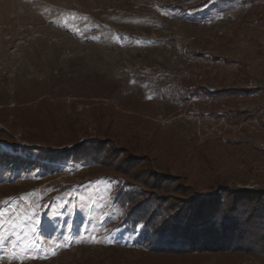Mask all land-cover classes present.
Segmentation results:
<instances>
[{"label":"rangeland","instance_id":"rangeland-1","mask_svg":"<svg viewBox=\"0 0 264 264\" xmlns=\"http://www.w3.org/2000/svg\"><path fill=\"white\" fill-rule=\"evenodd\" d=\"M245 13L264 19V0H0V130L16 134L12 109L34 107L43 97L89 112L87 87L115 82L132 97L129 109L157 127L161 145L143 154L197 157L195 146L209 140L214 169L232 189L264 190L263 130L201 116L211 108L201 97L181 109L169 96L170 88L186 89L203 77L212 88L232 81L264 87V23L239 24ZM195 43L222 58H191L186 48ZM258 106L264 96L252 93L219 102L216 111ZM6 142L1 134L3 151L28 158ZM40 163L0 162V264H174L173 257L124 248L134 246L136 234L123 224L115 181L101 165ZM175 165L171 171H181L180 161ZM188 264L264 258L207 254Z\"/></svg>","mask_w":264,"mask_h":264},{"label":"trees","instance_id":"trees-1","mask_svg":"<svg viewBox=\"0 0 264 264\" xmlns=\"http://www.w3.org/2000/svg\"><path fill=\"white\" fill-rule=\"evenodd\" d=\"M246 16L245 13L240 18L239 24L264 23L263 18ZM187 46L184 49L193 59L214 62L222 58L198 48L196 43ZM206 80L203 77L186 89L170 88L169 96L181 109L192 98L201 97L211 103L207 112L199 113L201 116L234 125L251 122L264 131V106L216 111L219 102L228 104L252 93L264 96V87L249 83L240 86L232 81L212 88ZM87 88L83 96L91 103L89 112L77 111L73 102L66 104L46 97L34 107H14L12 124L16 134L0 130V135L7 136L6 146L22 150L28 158L0 148V162L41 164V160H48L101 165L115 181L113 202L123 211V224L136 234L134 246L124 248L142 255L173 257L174 264H188L191 258L207 254L264 258V190L232 189L227 178L214 169L216 159L209 150V140L195 146L197 157L178 153L166 157L162 150L155 157L143 154L142 148L150 151L161 144L157 127L129 109L132 97L115 82ZM104 99L112 103L105 104ZM178 161L182 169L173 173ZM205 174L207 179L200 186L198 179Z\"/></svg>","mask_w":264,"mask_h":264},{"label":"snow or ice","instance_id":"snow-or-ice-1","mask_svg":"<svg viewBox=\"0 0 264 264\" xmlns=\"http://www.w3.org/2000/svg\"><path fill=\"white\" fill-rule=\"evenodd\" d=\"M54 254V253H53Z\"/></svg>","mask_w":264,"mask_h":264}]
</instances>
